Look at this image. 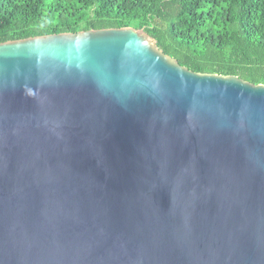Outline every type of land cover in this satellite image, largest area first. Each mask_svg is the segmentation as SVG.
Returning <instances> with one entry per match:
<instances>
[{
	"label": "water",
	"instance_id": "obj_1",
	"mask_svg": "<svg viewBox=\"0 0 264 264\" xmlns=\"http://www.w3.org/2000/svg\"><path fill=\"white\" fill-rule=\"evenodd\" d=\"M0 264H264V86L131 27L0 43Z\"/></svg>",
	"mask_w": 264,
	"mask_h": 264
},
{
	"label": "trees",
	"instance_id": "obj_2",
	"mask_svg": "<svg viewBox=\"0 0 264 264\" xmlns=\"http://www.w3.org/2000/svg\"><path fill=\"white\" fill-rule=\"evenodd\" d=\"M122 27L194 73L264 86V0H0V43Z\"/></svg>",
	"mask_w": 264,
	"mask_h": 264
}]
</instances>
